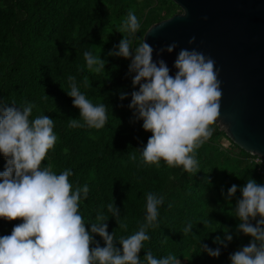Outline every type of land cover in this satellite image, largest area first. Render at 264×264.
<instances>
[{
	"label": "trees",
	"instance_id": "1",
	"mask_svg": "<svg viewBox=\"0 0 264 264\" xmlns=\"http://www.w3.org/2000/svg\"><path fill=\"white\" fill-rule=\"evenodd\" d=\"M129 11L140 21L139 31L132 36L135 49L151 24L180 8L171 0H0V102L20 108L30 103L35 106L30 119L46 115L54 120L57 142L42 167L50 166L56 174L70 169L73 190L87 184L89 194L86 200L81 198L80 214L89 232L97 214H102L108 233L115 231V247L121 249L118 241L145 223L147 194L162 195L158 226L148 229L150 240L139 253L142 264L148 250L158 259L172 253L180 264H231L230 256L252 241L237 231L240 221L234 211L242 199L240 190L248 179L264 185V165L260 171L254 156L229 140L216 123L212 137L196 152L199 171L195 174L164 161L159 167L144 163L141 153L152 134L129 108L131 93L139 87L132 84L131 58L109 56L110 51H118L123 37H129L121 31ZM85 51L107 61L105 70H89ZM69 76L75 77L93 104L108 105L103 128L70 126L69 119L82 124L83 120L67 95ZM122 93L127 94L124 100ZM221 138L228 142L226 146ZM6 165L0 154V172ZM232 185L237 192L229 199ZM113 202L119 217L108 211ZM22 222L0 219V237L10 235ZM189 224L192 230L185 234ZM224 229L233 236L226 247L213 243L217 237L224 239ZM93 240L92 247L105 246L99 235L94 234ZM201 244L219 247L220 256L202 252Z\"/></svg>",
	"mask_w": 264,
	"mask_h": 264
},
{
	"label": "clouds",
	"instance_id": "2",
	"mask_svg": "<svg viewBox=\"0 0 264 264\" xmlns=\"http://www.w3.org/2000/svg\"><path fill=\"white\" fill-rule=\"evenodd\" d=\"M140 29V21L129 11L121 31L129 33L119 42L118 51L109 56L131 58L129 72L134 73L132 84L138 91L131 93L130 109L143 120V129L152 135L141 155L144 163L156 165L164 161L169 167H182L186 173L198 172L197 150L215 131L212 127L219 115L220 85L214 61L195 50L181 49L174 62L175 75L163 59L153 61L154 49L143 38L133 49L132 36ZM195 37L189 40L194 43ZM177 45L161 48L172 53ZM87 68L96 73L105 70L107 61L90 51L83 53ZM73 106L80 110V119H69L71 127L101 129L108 120V105L93 104L77 86L74 76H69ZM127 94L122 93L124 100ZM45 99H49L45 95ZM35 106L26 103L20 108L0 102V154L7 165L0 172V219L22 220L10 235L0 237V264H142L139 257L144 243L150 240L148 229L157 227L159 208L164 196L148 193L146 217L139 230L117 243L114 232L110 235L102 214L91 223V231L80 214V202L87 199V184L76 186L69 177L70 169L56 174L50 166L42 167L47 154L57 142L54 120L46 115L30 119ZM136 152V151H134ZM257 165L261 163L259 155ZM130 158L135 160L134 154ZM242 199L237 201L235 216L239 219L237 231L250 236L252 241L230 256L231 264H264V185L248 179L240 190ZM237 186L228 190L229 199ZM171 207V205H169ZM108 211L119 217V209L109 203ZM260 217L259 220H256ZM256 220L255 225L251 223ZM192 230L189 224L184 232ZM224 239L217 237L213 243L227 246L233 236L224 229ZM99 235L104 247H92L93 235ZM202 252L217 258L219 247L208 248L201 244ZM146 264H180L172 253L162 258L154 257L151 250L145 253Z\"/></svg>",
	"mask_w": 264,
	"mask_h": 264
},
{
	"label": "water",
	"instance_id": "3",
	"mask_svg": "<svg viewBox=\"0 0 264 264\" xmlns=\"http://www.w3.org/2000/svg\"><path fill=\"white\" fill-rule=\"evenodd\" d=\"M171 1L180 11L143 35L153 61L163 59L174 76L181 49L211 58L221 91L215 123L236 146L264 161V0ZM172 43V53L157 56Z\"/></svg>",
	"mask_w": 264,
	"mask_h": 264
},
{
	"label": "built area",
	"instance_id": "4",
	"mask_svg": "<svg viewBox=\"0 0 264 264\" xmlns=\"http://www.w3.org/2000/svg\"><path fill=\"white\" fill-rule=\"evenodd\" d=\"M259 158H260V157H259ZM257 160H258V157H257V156H254L253 161H254L255 163H257ZM260 160H261V163L258 164V166H259V170H260V171H263L264 161H263L261 158H260Z\"/></svg>",
	"mask_w": 264,
	"mask_h": 264
},
{
	"label": "rangeland",
	"instance_id": "5",
	"mask_svg": "<svg viewBox=\"0 0 264 264\" xmlns=\"http://www.w3.org/2000/svg\"><path fill=\"white\" fill-rule=\"evenodd\" d=\"M220 143H221L223 146H226V145L228 144V142L226 141L225 138H221Z\"/></svg>",
	"mask_w": 264,
	"mask_h": 264
}]
</instances>
